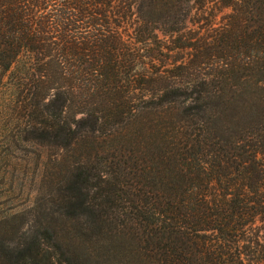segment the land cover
I'll return each mask as SVG.
<instances>
[{
	"label": "trees",
	"instance_id": "16d2710c",
	"mask_svg": "<svg viewBox=\"0 0 264 264\" xmlns=\"http://www.w3.org/2000/svg\"><path fill=\"white\" fill-rule=\"evenodd\" d=\"M0 139V264H164L195 211L264 239V0H0Z\"/></svg>",
	"mask_w": 264,
	"mask_h": 264
},
{
	"label": "rangeland",
	"instance_id": "374dc122",
	"mask_svg": "<svg viewBox=\"0 0 264 264\" xmlns=\"http://www.w3.org/2000/svg\"><path fill=\"white\" fill-rule=\"evenodd\" d=\"M210 11V10H208ZM194 10L189 28L197 32H205L208 21L205 16L209 12ZM229 8L214 10L209 16L211 26L219 27L226 21ZM187 57V51L178 54ZM14 153L18 158L24 157L26 150L9 149L8 144L0 139V200L9 198L7 191L12 186L28 188L26 180V165L22 159L12 157ZM22 187V188H23ZM23 198L6 202L16 204L23 202ZM261 227L262 223H257ZM260 231V228L257 229ZM164 264H236V257L242 259V264H264V239L241 236L228 229L218 218L201 211L190 213L177 231L165 243L162 249Z\"/></svg>",
	"mask_w": 264,
	"mask_h": 264
}]
</instances>
